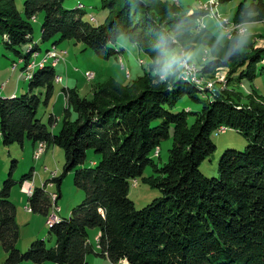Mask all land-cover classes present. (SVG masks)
I'll return each instance as SVG.
<instances>
[{
    "label": "trees",
    "instance_id": "16d2710c",
    "mask_svg": "<svg viewBox=\"0 0 264 264\" xmlns=\"http://www.w3.org/2000/svg\"><path fill=\"white\" fill-rule=\"evenodd\" d=\"M64 1L26 0L23 16L14 0H0V35L22 62V72L41 52L32 25L40 14L41 42L53 41L52 48L73 41L110 59L121 55L116 45L124 37L151 63L131 85L107 80L90 99L77 89L63 88L67 106L58 134L38 118L42 98L47 104L56 93L57 74L51 65L33 69L27 93L0 96L4 147H24L26 140L60 147L63 173L49 182L60 192L63 179L74 173V185L85 193L68 218L49 226L54 247L36 240L21 252L16 207L9 199L14 164L0 191V243L7 254L3 264H88L90 254L112 264H264V96L244 104L231 88L253 83L264 73V46L256 48L252 42L241 47L239 39L222 45L207 29L198 30L208 12L189 14L192 8L183 9L173 0H103L110 17L98 26L85 20L83 7L66 9ZM233 21H264V1L240 4ZM197 48L210 51L201 67L203 76L228 69L225 88L218 83L212 89L198 86L181 75L177 55ZM186 97L200 110L174 112ZM188 115L195 117L192 125ZM49 122L56 124L53 116ZM172 127L173 145L160 166L154 155ZM222 128L237 131L249 144L242 151L227 149L219 160V176L208 178L200 167L217 152L212 137ZM148 167L153 174L145 177ZM32 177L25 175L21 183ZM140 178L159 189L161 197L137 209L129 198L130 181ZM55 194L57 204L61 194ZM29 203L32 212L46 217L54 205L51 194L37 187ZM90 230L100 232L95 245Z\"/></svg>",
    "mask_w": 264,
    "mask_h": 264
},
{
    "label": "rangeland",
    "instance_id": "374dc122",
    "mask_svg": "<svg viewBox=\"0 0 264 264\" xmlns=\"http://www.w3.org/2000/svg\"><path fill=\"white\" fill-rule=\"evenodd\" d=\"M17 10L24 16V3L26 0H14ZM174 1V0H173ZM221 0H179L176 4H181L183 9L192 8L189 14L194 10L208 12L209 15L203 17L198 26V30L207 29L211 32L222 45L227 42L240 40V46L245 47L254 42L255 47H263L264 39V21H257L248 24H237L233 21L238 7L244 3L249 6L256 0H230L220 4ZM264 1V0H263ZM201 3V5H200ZM204 3V4H203ZM205 3H208L206 5ZM220 4V5H219ZM84 8L85 20L92 23L94 26L104 24L110 17V11L103 8V0H65L63 7L66 9ZM207 7V8H206ZM43 14L38 15L36 21H33V39L34 43H39L41 48V58L45 55H51L54 48L62 50L61 63L58 65L50 63H42L56 67L55 71L57 77L55 79L56 93L49 103H45V96L42 98V104L38 113V118L48 125L49 129L58 134L64 118L65 107L67 106V94L64 93L60 96L63 88L77 89L82 97L92 98L93 92L96 87L107 80L113 79L122 84H132L135 79L143 76L149 70L151 59L141 51L137 46L130 43L126 38L120 37L116 47L122 49L120 56L112 57L110 59H102L95 55L93 51L86 48L81 43H74L73 41H64L52 48L53 41L41 42V29L43 24ZM234 37H236L234 39ZM50 49L46 54V51ZM23 51L25 50L22 49ZM180 56V57H179ZM177 63L181 68V75L185 73V65L189 74L194 75L190 79L198 86L206 85L199 82L211 83L213 87L215 84H221L226 87L228 69L218 71L213 76H203L201 74V67L208 63L210 59L209 49L197 48L191 53L185 54L181 51L177 55ZM36 57L34 58V60ZM35 62V61H33ZM27 67L26 71H30L31 65ZM18 66V67H17ZM22 64L15 54L8 50L4 44V38L0 35V91L4 94L8 93L9 88L14 86L20 79L25 86V92H20L19 95L29 91V79L32 76L30 73L27 77L24 72H21ZM41 67L40 65H37ZM35 66V68L37 67ZM58 66V67H57ZM189 67V68H188ZM33 68V69H35ZM91 73L92 76H91ZM63 78V79H62ZM90 79V80H89ZM64 82L62 83V81ZM60 83V84H59ZM62 83V84H61ZM7 87L6 92H3L2 85ZM242 96V102L248 104L250 99L259 101L261 96H264V73L260 74L256 80L251 83L244 81L241 84L235 83L233 87ZM199 97L204 100L205 95L199 94ZM200 105L190 100L189 98L182 99L174 112H181L183 110L192 113L200 110ZM54 115L55 119L58 118L57 126L53 127L49 122V117ZM195 121L193 115H188V122L192 125ZM224 128L221 129V132ZM174 128H171L170 137L161 142V149L158 148L160 157L154 155V159L160 166H163L169 158V150L173 145ZM214 144L217 146V152L206 159L201 167V172L208 178H217L218 164L224 152L229 148L244 150L249 144V141L240 133L235 130H229L225 134L214 135L212 137ZM43 144L44 152L39 160L34 157V145L32 142L26 140L24 147L18 144H13L11 147L6 148L2 143L0 137V191L3 189L4 182L8 180L11 173V168L15 164L11 178L15 182L11 190L10 201L16 207V221L20 227V238L17 244L18 250L26 252L33 241L44 240L47 247H54L56 239L49 233L48 219L56 214L58 218H68L72 210L80 205L85 198L84 191L78 189L74 185V173L68 174L64 179L61 186V191L57 184L50 183L53 174L57 172L56 176H61L65 164V153L63 149L55 146H48ZM48 151V152H47ZM91 158V156H90ZM16 162V163H14ZM32 174L33 177L21 183L25 175ZM153 174L152 169L148 167L144 176L148 177ZM32 186L34 188H44L48 194L58 193L61 198L57 204H54L50 210L48 217L28 211L30 208L29 195L27 194L26 187ZM161 197V192L157 188H153L145 184L142 179L130 181L129 198L134 202L137 209H142L149 205L155 199ZM96 230H90V239L95 245ZM7 258L0 243V264H3ZM88 264H112L109 260L90 254L87 256ZM23 264H32L26 262ZM50 264V263H44Z\"/></svg>",
    "mask_w": 264,
    "mask_h": 264
},
{
    "label": "built area",
    "instance_id": "2783aa9c",
    "mask_svg": "<svg viewBox=\"0 0 264 264\" xmlns=\"http://www.w3.org/2000/svg\"><path fill=\"white\" fill-rule=\"evenodd\" d=\"M205 4L208 5V3H205ZM61 57H62V50H59L58 48H54L52 55H45L44 58H43V60L41 62H39V63L33 62V64L31 65L30 71L24 72V74L27 77L30 73H32L33 68H35V66L42 65V63H50V64L59 65L61 63ZM92 74L93 73H91V76H92ZM183 77L193 78L194 79V75L188 73V70H187V66L186 65H185V73H184ZM57 78H60V76L57 77ZM199 83L200 84H203V85H206L207 88H209V89H212L213 88V84H211V83H204V82H199ZM226 131H227V129H223V131L221 132V134L226 133ZM43 152H44L43 144H37L36 145V148H35V151H34V157H35V159L36 160H39L40 157L42 156ZM158 154H159V151H156V154L155 155H158ZM56 174H57V172L53 174V177H55ZM26 191H27V194L29 195V197H31L32 194H33V190H32V186H30V184H29L28 187H26ZM57 198H58L57 194H55V193L54 194H51V199L54 202V204L56 203ZM27 210L28 211H31V208H27ZM55 215L56 214H53L48 220L55 219ZM123 263L128 264V262H126V261L120 262L118 264H123Z\"/></svg>",
    "mask_w": 264,
    "mask_h": 264
},
{
    "label": "crops",
    "instance_id": "0c3cea01",
    "mask_svg": "<svg viewBox=\"0 0 264 264\" xmlns=\"http://www.w3.org/2000/svg\"><path fill=\"white\" fill-rule=\"evenodd\" d=\"M41 52L40 53H38V56H37V58L34 60L33 59V61H35V62H37V63H39V62H41L42 60H43V58L44 57H42L41 58ZM20 64H22V62L20 61ZM23 65V64H22ZM59 66V65H58ZM57 66V67H58ZM18 67V66H17ZM56 68V67H55ZM21 72H22V70H21ZM23 73V72H22ZM61 77V76H60ZM63 79V78H62ZM64 82V80L62 81V83ZM61 83V84H62ZM60 84V83H59ZM25 86L22 84V82H21V79L14 85V86H12L11 88H9V90H8V93L7 94H4V93H2L1 91H0V96H2V97H15V96H17V95H19V93L20 92H25ZM3 92H6V90H7V87L5 86V84H3L2 85V89H1ZM59 95L60 96H63V98H64V92L62 91L61 93H59ZM51 116H53L54 117V115L52 114ZM54 119H55V117H54ZM56 120V124L53 126V127H55V126H57V123H58V118H56L55 119ZM53 131V130H52ZM36 146H34V148H35ZM48 152V151H47ZM52 194H54V193H52ZM99 234H100V232L99 231H96V235H95V239L99 236ZM105 259H107V258H105ZM108 260V259H107ZM123 264H126V263H123Z\"/></svg>",
    "mask_w": 264,
    "mask_h": 264
},
{
    "label": "bare ground",
    "instance_id": "6f19581e",
    "mask_svg": "<svg viewBox=\"0 0 264 264\" xmlns=\"http://www.w3.org/2000/svg\"><path fill=\"white\" fill-rule=\"evenodd\" d=\"M175 2H178L179 0H174ZM212 0H210V2H211ZM204 4V3H203ZM200 5H201V3H200ZM207 8V7H206ZM49 54H50V52H49ZM53 54V52H51V55ZM41 67L43 66V64L42 65H40ZM189 68V67H188ZM185 71V70H184ZM195 82H196V79H195ZM194 82V83H195ZM57 222H59V218L57 217V216H55V219H50V220H48V222H47V224L49 225V226H53L55 223H57Z\"/></svg>",
    "mask_w": 264,
    "mask_h": 264
}]
</instances>
